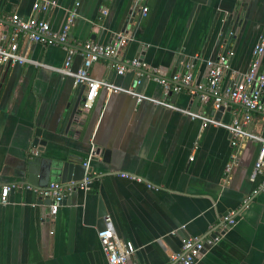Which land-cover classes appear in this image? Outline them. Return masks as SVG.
Wrapping results in <instances>:
<instances>
[{"label":"crops","instance_id":"1","mask_svg":"<svg viewBox=\"0 0 264 264\" xmlns=\"http://www.w3.org/2000/svg\"><path fill=\"white\" fill-rule=\"evenodd\" d=\"M34 1H0L1 45L11 30L6 18L33 15ZM75 3L69 43L103 44L127 35L113 58L98 59L89 68L92 78L118 92L102 87L90 108L82 109L83 88L53 69L62 66L64 48L18 38L16 52L26 61L0 66V186L14 184L0 205V264H105L96 236L99 200L116 236L134 246L130 264H178L172 257L182 241L218 230L228 211L235 223L194 264H264V166L250 178L264 140L260 114L251 113L244 128L256 138H243L232 162L225 128L202 127L170 107L204 108L185 89L172 97L156 81L115 68L140 56L167 75L182 71L184 60L194 57V81L203 80L204 60L223 51L235 14L241 21L228 44L229 65L244 72L262 40L259 70L264 72V0H56L40 15L57 30ZM140 4L147 7L142 17ZM80 62L79 55L72 58V71ZM229 81L226 73L222 87ZM133 94L144 99L138 102ZM227 107L231 114L241 113L235 104ZM37 128L41 150L33 145ZM31 155L80 157L87 161L90 183L74 189L51 214L47 199L21 183Z\"/></svg>","mask_w":264,"mask_h":264},{"label":"built area","instance_id":"2","mask_svg":"<svg viewBox=\"0 0 264 264\" xmlns=\"http://www.w3.org/2000/svg\"><path fill=\"white\" fill-rule=\"evenodd\" d=\"M68 11L65 20L57 30L50 28L48 21L41 16V13L47 12L50 8L56 6V0H35L32 4L33 15L19 17L12 13L6 18L10 24L11 30L4 39V45L0 44V66L6 62H24L26 59L17 54L18 38L21 37L30 43L37 44H54L59 45L65 50V58L62 66L53 68L64 75H71L73 84L83 88V95L80 101L82 109L90 108L92 102L100 88H105L108 92H118V89L107 84V82L96 80L89 75L91 64L98 59L110 60L121 50L127 41V35H118L107 43H98L95 41H83L69 43L68 30L76 13V5ZM138 15L144 16L147 7L140 4ZM3 21H0V24ZM228 36L231 32L228 31ZM227 40V38H226ZM226 40L222 46L226 44ZM263 51V41L260 40L253 48L250 62L246 70L242 73L235 72L229 65L232 51L228 46L219 52L214 58L204 60L205 74L203 80L194 81L192 73L194 66V57L184 60L182 71L173 72L172 74H161L157 69L150 68L145 62L137 57L131 58L124 63L116 64V72L122 74L131 70L135 76H146L156 81L162 88L163 94L177 93L185 89L190 96H193L204 108L200 112H192L186 108H178L171 105L172 109L180 111L190 119L200 121L202 127L209 124L223 127L229 134V145L234 152L230 154L232 162L238 153L239 143L243 138H256L246 132L244 129L251 121V113L256 112L261 116V123L264 127V72L259 70L260 56ZM76 55L81 57V62L75 71L71 69L72 58ZM228 74L229 82L227 86L222 87L223 76ZM136 101L144 99L140 94H133ZM235 104L241 109V113H232L229 123H223L221 120H215L213 114H207L206 106L211 111L217 110L220 106L223 108ZM207 106V107H208ZM256 155L250 178L262 171L264 166V140ZM35 153V152H34ZM85 172L80 181H68L61 183L50 181L44 187H35L25 185L24 188L31 190L40 199H49L47 204L48 211L52 214L56 211L62 201L74 189H85L90 183V177L86 174L87 161H83ZM231 168L230 164L224 167L226 173ZM120 177L130 180L136 179L135 176L119 174ZM264 186V178L260 182ZM14 184L0 186V205L7 203L8 191ZM104 228L96 231V236L101 250L105 256V264H130V257L134 252V246L129 241L120 240L111 225L109 215L102 216ZM235 223V214L228 211L221 216V224L218 230L210 231L202 238L196 236L187 237L182 241L179 252L172 259L178 264H194L207 247L216 244L224 230L228 229ZM204 250L202 253L201 251ZM201 253V254H200Z\"/></svg>","mask_w":264,"mask_h":264},{"label":"water","instance_id":"3","mask_svg":"<svg viewBox=\"0 0 264 264\" xmlns=\"http://www.w3.org/2000/svg\"><path fill=\"white\" fill-rule=\"evenodd\" d=\"M1 1V0H0ZM238 17H235V14H232L229 18L230 24V32L231 35L227 37L226 45L230 43L231 37L235 35L237 31V27L240 24ZM131 22V20H130ZM126 25V24H125ZM125 28V26H124ZM123 28V29H124ZM140 59V56L137 57ZM122 63V62H121ZM9 66V62H6L5 68L7 69ZM174 70H171L170 74H172ZM172 97H175V94H171ZM213 114V118L215 120H221L223 123H229L232 118V114L229 111V107L223 108L220 106L217 110L211 111ZM39 135L38 128L34 131V139L33 145L37 146V150H41V146L44 144L43 140H38L36 137ZM104 156H106L107 151L103 152ZM86 171L89 173L90 169L87 168ZM85 167L82 165V160L80 157L68 156L64 160H45L37 155H31L29 159L25 162L23 171H22V180L21 183L23 185H30L35 187H44L50 181H58L61 183H66L70 180L72 181H80L84 175ZM43 184V186H39V184ZM63 202V201H62ZM47 204L50 203V200L47 199ZM105 215L104 207L102 206L101 201H98V221H97V230L104 228L102 216ZM204 250L201 251V253ZM200 253V254H201ZM199 256V255H198Z\"/></svg>","mask_w":264,"mask_h":264},{"label":"trees","instance_id":"4","mask_svg":"<svg viewBox=\"0 0 264 264\" xmlns=\"http://www.w3.org/2000/svg\"><path fill=\"white\" fill-rule=\"evenodd\" d=\"M207 110H209V106L207 107Z\"/></svg>","mask_w":264,"mask_h":264}]
</instances>
